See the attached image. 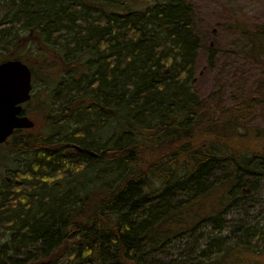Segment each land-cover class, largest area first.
Masks as SVG:
<instances>
[{
  "label": "trees",
  "instance_id": "16d2710c",
  "mask_svg": "<svg viewBox=\"0 0 264 264\" xmlns=\"http://www.w3.org/2000/svg\"><path fill=\"white\" fill-rule=\"evenodd\" d=\"M7 3L0 54L18 59L9 44L18 27L32 29L59 70L48 76L44 129L11 137L29 159L15 175L20 185L0 188L9 235L0 264H261L264 230L253 227L211 258L154 259L199 221L219 232L222 210L264 179V129L246 125L264 108V78L252 94L212 108L192 85L199 40L185 0L121 13L112 0ZM254 30L257 56L264 23Z\"/></svg>",
  "mask_w": 264,
  "mask_h": 264
},
{
  "label": "rangeland",
  "instance_id": "374dc122",
  "mask_svg": "<svg viewBox=\"0 0 264 264\" xmlns=\"http://www.w3.org/2000/svg\"><path fill=\"white\" fill-rule=\"evenodd\" d=\"M112 1L120 13L123 12V8L143 11L161 2V0ZM185 2L194 9L191 15L193 33L199 40L192 85L197 87L201 96L211 98L209 103L218 112L221 107L230 106L236 98H242L241 94H252L258 82L264 78V53L255 56L249 40L255 26L264 23V0H185ZM3 19L6 18L0 14V20ZM34 40L35 36L20 31L19 39L9 44V51L14 57L19 59L24 57L21 60L25 59L28 64H35L33 92L37 110L33 113L34 130L42 131L47 117L42 105L48 101V91L55 83L48 76L57 78L59 60L55 52L45 49L42 42ZM16 46L21 47L15 50ZM7 57L8 54H0V61ZM52 66H57V69L52 70ZM246 125L248 128L264 129V108L259 109ZM25 159L28 162L29 157L18 154L11 145L0 144V188L4 186L6 176L12 175L13 172H21ZM248 183L250 185L244 186L246 191L241 198L222 210L223 214L219 217L221 218L219 232L213 228L211 219L199 221L193 230L182 233L181 241H174L164 253L157 254L154 262L165 263L170 255L177 253L210 255L211 258L219 243L222 244L219 246L224 248L230 247L247 227L264 230V179L257 182L252 179L251 183ZM219 194L220 190H216L210 201L218 200ZM0 234L2 245L8 240L9 235L2 229ZM261 263H264V254Z\"/></svg>",
  "mask_w": 264,
  "mask_h": 264
},
{
  "label": "water",
  "instance_id": "95a60500",
  "mask_svg": "<svg viewBox=\"0 0 264 264\" xmlns=\"http://www.w3.org/2000/svg\"><path fill=\"white\" fill-rule=\"evenodd\" d=\"M31 89V71L25 63L17 59L0 63V143L14 129L35 126L30 118L19 116L21 104L30 98Z\"/></svg>",
  "mask_w": 264,
  "mask_h": 264
},
{
  "label": "flooded vegetation",
  "instance_id": "af4514ba",
  "mask_svg": "<svg viewBox=\"0 0 264 264\" xmlns=\"http://www.w3.org/2000/svg\"><path fill=\"white\" fill-rule=\"evenodd\" d=\"M6 0H0V4H4V2H5ZM8 1V3H7V6L8 5H10L11 3V1H15V0H7ZM3 11L4 10H6V11H8V10H11V8H7V7H4L3 9H2ZM6 18L7 20L8 19H10V17L7 15V14H5V15H3V18ZM4 20V19H3ZM2 20V21H3ZM39 29V28H38ZM22 31H25V30H22ZM36 31L35 30H30V32H29V34L30 35H32V36H35V39H36V36H39V34L38 33H35ZM25 33H26V31H25ZM11 37V36H10ZM15 40H18V39H15ZM31 73H32V84H33V72L31 71ZM35 96H34V92H33V89H32V91H31V93H30V99L28 100V101H26V102H24L23 104H22V111H21V113L19 114L20 116H27V117H29V118H31V119H33L34 120V112L37 110L36 109V107H37V102L36 101H34L35 99ZM41 104V103H40ZM26 130H29V129H15L14 130V132H13V134L10 136V138L7 140V142L5 143V144H11V137L16 133V132H21V133H24ZM19 137V136H18ZM21 172H22V170H21ZM15 175L16 176H18V172H13V174L11 175V174H9V176H6L5 177V180H6V182L8 183V184H15V185H20V179H22V178H16L15 177ZM261 264H264V263H261Z\"/></svg>",
  "mask_w": 264,
  "mask_h": 264
},
{
  "label": "bare ground",
  "instance_id": "6f19581e",
  "mask_svg": "<svg viewBox=\"0 0 264 264\" xmlns=\"http://www.w3.org/2000/svg\"><path fill=\"white\" fill-rule=\"evenodd\" d=\"M17 30H18L19 32L22 31V30H21V27H18Z\"/></svg>",
  "mask_w": 264,
  "mask_h": 264
}]
</instances>
